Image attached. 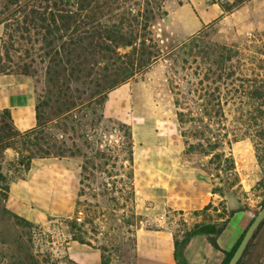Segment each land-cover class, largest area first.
I'll use <instances>...</instances> for the list:
<instances>
[{"label":"rangeland","instance_id":"1","mask_svg":"<svg viewBox=\"0 0 264 264\" xmlns=\"http://www.w3.org/2000/svg\"><path fill=\"white\" fill-rule=\"evenodd\" d=\"M184 1L118 0L122 6L120 11H129L130 17L136 18L131 22L134 34L124 38L108 37L105 45L116 49V53H103L96 42L82 40L81 30L74 31L73 24L70 29L51 24L48 32L44 24L31 23L34 15L28 12V5L37 4L40 0H0V73H13L33 83L38 114L48 126L55 125L63 113H76L87 124V138L95 151L109 150L113 155L120 152V157H124L125 153L120 151L122 137L125 139L124 130L106 119L99 122V118L109 93L124 83L132 84L133 98L126 105L124 117L133 127L134 150L146 155L140 163H135L137 173L144 172L143 167L149 166L147 159L151 153L156 154L155 157H164V160H159L162 168L174 167L173 177H168L173 179L174 185L179 169L193 166L209 174L212 192L220 188V191L213 192L217 198L208 202L216 209L212 207L205 214L196 215L194 212L208 203L201 209H170L162 215L146 216L136 211V187L134 197L125 185L122 192L117 191L122 183H110L105 187L103 183L109 179L95 171L90 179H85V184L91 189L85 188L82 204L73 214L60 217L68 221L78 210L84 211V223L78 234L90 245L105 248L104 264H134L138 228L169 227L180 239L196 222L225 219L230 211L227 201L231 194L236 195L255 215L263 207L264 171L253 141L244 138L224 146L228 155L234 157V171L217 169V162L210 163L211 156L197 151L186 153L187 138L181 134L175 99L169 86L170 60L160 57L146 69L140 68L136 61L144 41L147 45L155 44L160 55L165 56L186 40L168 30L166 15L163 14L172 5ZM223 3L229 16L208 28L209 39L200 40V46L205 47L216 40L253 49L250 45L264 39V0L243 3L225 0ZM146 15L150 18L147 21ZM109 19V14H106L101 21L113 22ZM7 143L8 140L0 139V264H58L51 253L36 252L32 239L33 228L52 217L30 225L7 212L4 188L27 187L30 172L20 163H27L28 155L34 153L32 147L8 146ZM87 150L90 151L89 148ZM173 154H181V161H171ZM37 158L43 157L37 154L34 159ZM75 158L81 165L83 159ZM221 163L227 164L226 161ZM137 179L145 184V176L140 172ZM93 192L97 193L96 198L92 197ZM162 194V191H155L151 196L145 191L141 193L147 205L151 201L159 202ZM97 203L101 205L96 206ZM68 260L66 256L64 264Z\"/></svg>","mask_w":264,"mask_h":264},{"label":"trees","instance_id":"2","mask_svg":"<svg viewBox=\"0 0 264 264\" xmlns=\"http://www.w3.org/2000/svg\"><path fill=\"white\" fill-rule=\"evenodd\" d=\"M245 1L247 0H239L240 3ZM221 4L224 8V3ZM121 9L118 0H40L37 4L33 2L28 5V12L34 15L31 23L44 24L47 31L51 24L65 29H70L73 24L74 31L81 30L79 32L82 40L96 42V46L103 53L108 51L116 53V49L105 45L108 37L124 38L134 34L135 29L131 22L136 18H131L129 11H120ZM106 14H109V20L113 22L101 21ZM163 14L167 16L168 11H164ZM144 18L146 21L150 19L148 15ZM210 26L188 37L165 56L160 55L155 44L147 45L144 41L136 61L140 68L146 69L160 57L170 60L169 86L174 95L181 134L187 138L186 153L197 151L201 155L211 156L210 163L217 162V169L226 168L234 171L236 169L234 157L228 155L224 146L250 138L264 171V39L250 45L253 49L249 46L230 45L216 40L202 47L199 41L209 39ZM36 108L37 126L25 132L16 128L9 110H4L0 114V139L8 140V146L22 145L24 148L32 147L34 150V153L28 155L27 163H20L23 169H30L37 154L42 157H81L83 161L78 205L82 204L81 197L85 194V188L91 189L90 185L85 184V179H90L95 171L101 172L103 177L109 179L103 183L105 187L110 183L113 185L122 183V187L117 188V191L122 192L125 185L129 188L131 197H134V141L132 127L129 124L106 118L104 111L99 118V122L106 119L119 124L120 129L124 130L125 139L123 140L122 137L120 151L125 153V156L120 157V152L113 155L109 150L95 151L87 138V124L76 113H63L58 122L50 127L41 119L38 107ZM79 139L83 142L79 143ZM222 161H226L227 164L223 165ZM4 190L7 200L9 187ZM217 191H220V188H216L213 192ZM92 195L93 198L97 197V193L93 192ZM99 205L101 204H96ZM212 207L216 209L212 203H208L203 209L194 213L205 214ZM7 212L27 224H33L10 210ZM232 213L229 211L226 218L221 221L196 222L185 236L178 239V258L181 260L184 244L197 233L214 234L210 240L219 249L217 235L222 232ZM66 222L69 230L74 233V240L88 243L78 234L84 221L78 222L73 218ZM243 236L244 234L232 251L226 252L223 264L229 263ZM99 248L103 252L102 264H104L105 248L103 246ZM263 256L264 219L238 264H260ZM67 264L74 263L68 260Z\"/></svg>","mask_w":264,"mask_h":264},{"label":"crops","instance_id":"3","mask_svg":"<svg viewBox=\"0 0 264 264\" xmlns=\"http://www.w3.org/2000/svg\"><path fill=\"white\" fill-rule=\"evenodd\" d=\"M228 13L220 2L186 0L170 7L166 16V27L173 34L187 39L216 21L227 18ZM133 89L132 84L124 83L112 90L104 105V116L120 120L132 127L126 121L124 113L129 99L133 98ZM36 106V95L31 81L21 79L13 73H0V114L9 110L16 128L25 132L37 126ZM143 156L134 150V167L135 163L141 162ZM155 156L156 154H148L149 166L143 167L144 172L139 171L141 176H145V184L142 185L137 179V167L134 169L137 194L135 205L138 214L150 216L162 215L170 209H201L212 198H217L218 195L212 192L210 176L206 171L193 166L181 167L177 172L178 177L174 178V185L173 179L168 178L170 175L173 177L174 167L168 165L167 168H162L159 160H164V157ZM172 156L171 161H181V154ZM29 172L26 188L16 186L10 190L6 200L8 210L33 224L43 222L48 217L71 215L76 211L79 207L77 202L81 186V165L77 158L33 159ZM142 191L149 196L155 191H162L163 194L159 202L151 201L147 205L141 195ZM227 205L233 213L222 232L217 235L219 249L210 240L214 234L197 233L182 247L180 260L178 238L171 228H138L134 264H223L226 252L234 249L253 219L250 208L245 207L236 195L228 196ZM67 256L74 264L103 263L101 248L78 240L69 244ZM260 264H264V256Z\"/></svg>","mask_w":264,"mask_h":264},{"label":"built area","instance_id":"4","mask_svg":"<svg viewBox=\"0 0 264 264\" xmlns=\"http://www.w3.org/2000/svg\"><path fill=\"white\" fill-rule=\"evenodd\" d=\"M223 3L225 0H212ZM255 217L254 213H251ZM84 211L78 210L73 217L78 222L84 219ZM32 239L36 252L52 254L58 264H64L69 244L74 241V233L69 230L66 221L61 217H52L41 225L33 228Z\"/></svg>","mask_w":264,"mask_h":264},{"label":"water","instance_id":"5","mask_svg":"<svg viewBox=\"0 0 264 264\" xmlns=\"http://www.w3.org/2000/svg\"><path fill=\"white\" fill-rule=\"evenodd\" d=\"M263 219H264V206L260 209V211L252 219L250 225L248 226V228L246 229L244 233V236L241 242L239 243L232 257L230 258L228 264H238L239 263L249 242L251 241L253 235L255 234L256 230L258 229Z\"/></svg>","mask_w":264,"mask_h":264}]
</instances>
